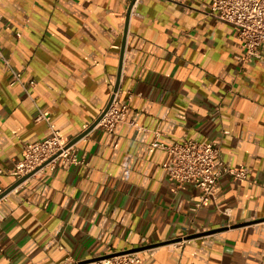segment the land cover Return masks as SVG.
<instances>
[{"label": "crops", "instance_id": "0c3cea01", "mask_svg": "<svg viewBox=\"0 0 264 264\" xmlns=\"http://www.w3.org/2000/svg\"><path fill=\"white\" fill-rule=\"evenodd\" d=\"M128 6L0 0V51L36 83L30 96L12 85L0 58V190L17 181L9 170L25 144L49 134L37 106L65 138L103 112ZM209 11L210 0H139L118 89L126 122L80 140L84 163L46 169L0 199V264H84L130 249L144 264L264 262V46L261 59L243 62L234 29ZM189 138L220 141L221 159L246 172L221 176L200 207V189L172 183L171 153L151 146Z\"/></svg>", "mask_w": 264, "mask_h": 264}, {"label": "built area", "instance_id": "2783aa9c", "mask_svg": "<svg viewBox=\"0 0 264 264\" xmlns=\"http://www.w3.org/2000/svg\"><path fill=\"white\" fill-rule=\"evenodd\" d=\"M131 1L127 0L128 5ZM138 2L139 0H135L132 11ZM209 13L215 18L228 23L234 29L239 48L242 51L240 59L243 62H251L262 58L264 0H210ZM0 58L3 59L12 74L11 84L20 85L30 96L32 87L36 84L35 81L30 80L27 82L24 80L22 72L12 68L9 59L1 51ZM118 92L115 93L108 111L95 127L100 126L108 132H113L119 124L126 122L128 104L120 102ZM129 97H131V93ZM37 108L36 120H43L47 123L49 134L42 140L25 144L22 159L9 170V173L17 180L32 173L34 174L31 176L42 173L46 169L54 170L59 164L70 166L71 164L84 163L76 153V145L89 132L79 141L67 146L75 137L65 138L50 113L38 106ZM130 123L134 125V122ZM90 126L84 124L80 134L88 130ZM140 129L142 128L140 127ZM220 145V141L202 142L192 138L174 144H166L159 139H155L151 143L152 147L165 149L171 153L172 158L166 167V174L172 183L177 186L192 184L200 189L197 207L216 198L217 184L224 174L231 175L236 180L246 178V172L243 169L231 167L221 159ZM3 191L1 189L0 194ZM185 231L183 238L175 242L179 248H183L188 241L190 233L188 229H185ZM84 264H144V258L139 251L130 249L100 255L86 261Z\"/></svg>", "mask_w": 264, "mask_h": 264}, {"label": "water", "instance_id": "95a60500", "mask_svg": "<svg viewBox=\"0 0 264 264\" xmlns=\"http://www.w3.org/2000/svg\"><path fill=\"white\" fill-rule=\"evenodd\" d=\"M134 2H135V0H132L131 3L128 6V9H127L126 22H125V30H124V36H123L122 53H121V56H120V67H119V71H118V75H117V82H116V85H115V88H114V93L112 94V96H111V98H110L107 106L105 107V109L103 110V112L100 114V116L97 118V120H95L91 124V126L88 128V130L82 132L81 134H78L72 141L69 142V144L67 146H70V145L74 144L75 142L79 141V139H81L85 134H87L88 132H90L97 125V123L102 119V117L108 111L109 107L111 106V104L113 102V99L115 97V93L118 91L119 86H120L121 68H122V62H123V51H124V47H125V41H126L128 27H129V20H130L131 11H132V7H133ZM32 174H34V173H32ZM32 174L27 175V176H24V177L18 179L12 186H10L9 188H7L6 190H4L0 194V199L2 197H4L5 195H7L9 192H11L13 189H15L17 186H19L21 183H23Z\"/></svg>", "mask_w": 264, "mask_h": 264}]
</instances>
